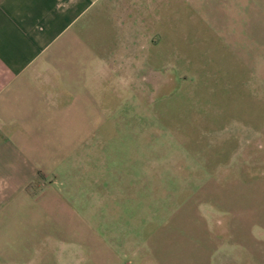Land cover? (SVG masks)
Listing matches in <instances>:
<instances>
[{
	"label": "crops",
	"instance_id": "obj_1",
	"mask_svg": "<svg viewBox=\"0 0 264 264\" xmlns=\"http://www.w3.org/2000/svg\"><path fill=\"white\" fill-rule=\"evenodd\" d=\"M198 23L238 39L264 87V0H0V264H84V248L118 264V242L93 233L84 208L103 192L98 138L110 104L149 102ZM253 215V238L223 245L218 264H264V209Z\"/></svg>",
	"mask_w": 264,
	"mask_h": 264
},
{
	"label": "rangeland",
	"instance_id": "obj_2",
	"mask_svg": "<svg viewBox=\"0 0 264 264\" xmlns=\"http://www.w3.org/2000/svg\"><path fill=\"white\" fill-rule=\"evenodd\" d=\"M197 26L176 39L180 61L150 84L149 102L110 104L117 117L98 138L103 192L84 208L93 233L118 242V264H218L223 245L253 238L242 224L264 209V87L238 39Z\"/></svg>",
	"mask_w": 264,
	"mask_h": 264
}]
</instances>
